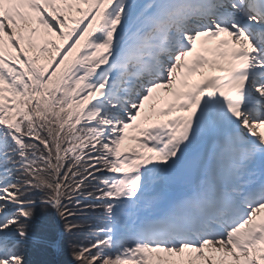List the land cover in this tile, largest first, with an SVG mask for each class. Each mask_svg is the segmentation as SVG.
I'll list each match as a JSON object with an SVG mask.
<instances>
[{
    "label": "snow or ice",
    "instance_id": "6c2138e0",
    "mask_svg": "<svg viewBox=\"0 0 264 264\" xmlns=\"http://www.w3.org/2000/svg\"><path fill=\"white\" fill-rule=\"evenodd\" d=\"M261 129L264 0H0V264H264Z\"/></svg>",
    "mask_w": 264,
    "mask_h": 264
},
{
    "label": "trees",
    "instance_id": "16d2710c",
    "mask_svg": "<svg viewBox=\"0 0 264 264\" xmlns=\"http://www.w3.org/2000/svg\"><path fill=\"white\" fill-rule=\"evenodd\" d=\"M33 231L46 243L32 245L27 253L29 264H64L70 259V252L76 236L66 233L63 224L52 215H41L33 224ZM79 235V234H77ZM52 242L59 246H50ZM57 251V252H56Z\"/></svg>",
    "mask_w": 264,
    "mask_h": 264
}]
</instances>
